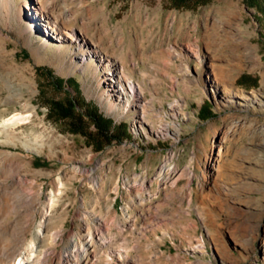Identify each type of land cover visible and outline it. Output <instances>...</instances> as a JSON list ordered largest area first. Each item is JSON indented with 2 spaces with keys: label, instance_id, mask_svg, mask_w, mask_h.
<instances>
[{
  "label": "rangeland",
  "instance_id": "rangeland-1",
  "mask_svg": "<svg viewBox=\"0 0 264 264\" xmlns=\"http://www.w3.org/2000/svg\"><path fill=\"white\" fill-rule=\"evenodd\" d=\"M55 1L76 42L29 0L0 16V120L26 118L0 134V183L40 193L0 234L27 220L42 264H264V0ZM92 106L105 127L78 118Z\"/></svg>",
  "mask_w": 264,
  "mask_h": 264
},
{
  "label": "bare ground",
  "instance_id": "bare-ground-1",
  "mask_svg": "<svg viewBox=\"0 0 264 264\" xmlns=\"http://www.w3.org/2000/svg\"><path fill=\"white\" fill-rule=\"evenodd\" d=\"M26 6L29 10L33 11L34 15L39 16L43 23L41 25L44 28L43 32H46L48 36L56 35L57 37H65L73 42L80 39V36H78L79 34H77L73 28L68 29L65 27L69 21V8L65 6L60 7L59 3L55 0L51 2L47 0H29ZM16 7V0H0V16L10 20ZM97 53L98 50H96L95 47L86 48L85 53L81 54L79 57L80 62L83 63ZM106 62L109 61L107 60ZM109 66V71L113 79L112 81H114L115 85L120 89L119 92H126V90H129L130 93L135 94L133 84H131L130 79L126 78L124 75L123 67L116 63L110 64ZM77 69L79 71L82 70L81 67ZM25 120L26 118L22 114H14L6 120H0V134L5 133L6 136L12 135V129ZM7 174V180H11L12 183H5L4 185L0 183V210H6L9 211V213L12 211L17 214L18 210L24 208L25 205H35L39 200L40 193L38 195L27 193L23 186L25 182L24 179L15 171H8ZM51 205L52 204L49 203V207ZM16 216V219H19L18 214ZM26 221L27 220L24 221V225L22 224L18 232H9V230L7 232L4 231V228V232L0 234V264H12L15 259H17V264H42V259L37 256L39 252L38 247L40 245L36 246L33 241L28 245L24 244L27 234ZM45 227L46 223L42 221L38 232V235L40 234L39 243L44 241ZM4 242L7 244H4ZM77 256L79 257L77 264H86V258L88 256L87 250L81 251L80 253L77 252ZM62 264H71L67 255L62 257Z\"/></svg>",
  "mask_w": 264,
  "mask_h": 264
},
{
  "label": "trees",
  "instance_id": "trees-1",
  "mask_svg": "<svg viewBox=\"0 0 264 264\" xmlns=\"http://www.w3.org/2000/svg\"><path fill=\"white\" fill-rule=\"evenodd\" d=\"M48 76L50 78H53L54 83L57 86H59L58 82H59L60 79L54 78L51 73H48ZM57 102L58 101L52 103L53 106L52 105L50 106L51 109L58 110L61 113H66V114H64L65 116H67V113L70 110L71 111H77L76 110V105L74 104V102H75L74 100H72V101L71 100H67L64 107H61L59 105V103H57ZM62 108H64L65 110H63ZM91 108L92 109L89 110V112H87V113H82V114L79 113V115H78L79 117L78 118H80L82 120L83 117L86 116L89 120H91L96 125V127H98V128H101L102 126L105 127V125H107V122H108L107 120L108 119L103 117L100 113H98L97 110H94L93 106ZM86 111H87V109H86Z\"/></svg>",
  "mask_w": 264,
  "mask_h": 264
}]
</instances>
